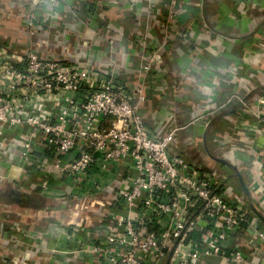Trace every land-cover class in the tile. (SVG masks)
Returning a JSON list of instances; mask_svg holds the SVG:
<instances>
[{"label": "built area", "instance_id": "2783aa9c", "mask_svg": "<svg viewBox=\"0 0 264 264\" xmlns=\"http://www.w3.org/2000/svg\"><path fill=\"white\" fill-rule=\"evenodd\" d=\"M47 1L54 12L59 1ZM125 1L133 9L139 0ZM30 5L22 22L28 38L38 27L33 9L40 1ZM161 6V29L176 39L178 0ZM157 62L154 52L140 68L150 73ZM144 101L143 87L129 88L113 69L102 73L0 43V171L23 192L52 188L62 193L55 200L65 208L72 203L98 211L92 230H83L92 251H58L64 257L87 264H207L212 257L220 264H251L240 232L251 235L252 250L263 254L264 230L242 228V205L220 188L216 175L170 151L174 132L157 136L147 128ZM256 104L260 134L264 98Z\"/></svg>", "mask_w": 264, "mask_h": 264}, {"label": "crops", "instance_id": "0c3cea01", "mask_svg": "<svg viewBox=\"0 0 264 264\" xmlns=\"http://www.w3.org/2000/svg\"><path fill=\"white\" fill-rule=\"evenodd\" d=\"M31 1L0 0L1 44L89 64L102 73L113 69L124 85L143 87L145 101L140 113L147 128L157 136L174 132L170 151L214 173L220 188L228 189L241 203L245 228L264 230V125L256 134L260 125L254 119L259 113L256 101L264 98V0H178L180 36L170 40L161 29L162 0H139L133 9L125 0H58L54 12L47 0H39L40 5L33 9L39 14L38 27L28 38L22 22ZM154 52L158 55L154 70L143 72L140 67ZM260 113L264 117V110ZM6 172L0 171V178ZM106 182L100 180L99 184ZM34 194L38 196L29 197L23 208L49 210L44 220L46 231L39 239L37 231L43 229L39 224H29L27 218L19 221L25 224L23 233L37 241L34 245L39 253L26 246L22 247L24 253L11 249L13 244L4 242L3 236H9L2 231L0 264H5L3 258L8 264H76L74 258L44 250L52 244L61 251L65 242L59 226L66 225L69 216L52 220L58 212L53 202L59 195ZM56 203L66 212L73 206L87 212L86 206L69 203L65 208ZM76 211L70 212V217ZM75 221L77 225L85 223ZM22 230L15 229L14 234L22 236ZM240 236L247 240L243 244L246 260L258 264L264 253L252 250L251 235L240 232ZM24 238L20 242L29 243ZM220 263L217 257L207 261Z\"/></svg>", "mask_w": 264, "mask_h": 264}, {"label": "rangeland", "instance_id": "374dc122", "mask_svg": "<svg viewBox=\"0 0 264 264\" xmlns=\"http://www.w3.org/2000/svg\"><path fill=\"white\" fill-rule=\"evenodd\" d=\"M26 12H28V11H26ZM24 18H25V16H24ZM23 28H24V30H26V28L24 26H23ZM7 179H9V177H7V175H5L4 177L2 176L0 178V186L1 187L7 185V183H8ZM4 180H6V181H4ZM53 184H55V183L53 182ZM15 188H14L15 191L18 192L20 195V199L28 200V202L31 200L29 197L35 198L36 196H38V195H35L34 193L40 192L41 194H44V191H42L41 189H34L33 188V190L31 192H28V193L25 192L24 193L23 191L18 189V187H15ZM54 188L60 192V189H58L57 187H54ZM52 191H53L52 188H49V193L54 195L55 197L57 195H59V196L62 195V193L54 194V192H52ZM43 197H44V195L42 196V198ZM3 200H4L3 196L1 195L0 202H2ZM4 202H5V200H4ZM18 205H20V206H18ZM23 207H25L23 203L16 205L14 201L12 202V204L7 203L6 205H3L0 203V235L2 234L1 232L4 231V235L6 234L9 236L8 239L5 236H3L4 240H5L4 242H6V244L8 243L10 245L13 244V246H11V249H13V250L21 251L22 253H24L25 250L22 249V247L26 246L28 249H30L31 252L39 253V249L34 245L32 238L28 237L27 235H25L23 233L22 229L25 227V224H24V222L22 223L19 220L27 218L29 224H33V225L39 224L38 225L39 229L43 228L42 230L37 231V236L39 237L40 235L42 236L44 231H46V224L47 223H45L46 221H44V220L48 218L47 217L48 215L46 214V212H48L49 210L45 211L43 209H39L40 206L27 207L29 209H26ZM44 209H45V207H44ZM56 210L58 211L57 213H59V212L66 213V210L57 209V207H56ZM57 213H55V214H57ZM56 219H57V216H54V218L52 219L53 222L56 221ZM18 221H19V223H22V226H20L19 228H16L17 224H19ZM68 221L69 222L66 223V225L59 226L60 228H62L61 232L64 233V237H65V242L63 244V248L61 249V251L77 252L79 249H82L83 247H85V249L88 250V252L92 251L93 240L88 239V238L85 239L84 238L85 233L83 232V230L85 229L84 226H88V228H90V231L92 230V228L89 227V223H87L86 225H84V224L83 225H77L76 221L74 219H70V218ZM40 224H42V225H40ZM15 229H16V231H19L21 229L22 230L21 233L24 236L23 235L19 236V235L14 234ZM28 230L29 229H27V231ZM21 237H25L30 244L26 243L25 241L23 243H21L20 241L23 240V239H21ZM13 240L16 242L13 243ZM89 240H91V241L89 242ZM16 246L20 247L21 249H18ZM3 248H6V247H3ZM44 250L49 252V253L60 251L57 249V246L55 247L52 244L51 245L48 244ZM55 260H57V259H55ZM55 260L53 262H55ZM2 261L5 264H8V259L3 258ZM79 262H80V264H87L85 261H80V260H77L76 264Z\"/></svg>", "mask_w": 264, "mask_h": 264}, {"label": "flooded vegetation", "instance_id": "af4514ba", "mask_svg": "<svg viewBox=\"0 0 264 264\" xmlns=\"http://www.w3.org/2000/svg\"><path fill=\"white\" fill-rule=\"evenodd\" d=\"M14 188L15 187L9 183H7L6 186H3V187L0 186V197L2 195L3 199L5 200V202H4V200L2 202H0L1 204H3V205H6L7 203L12 204L13 201L15 202V200H18L17 196H16L17 192L15 191L16 188L15 189ZM104 197H105V195H102L99 200H101V201L104 200ZM22 200L23 199H20V203L21 204L23 203L25 206L27 204L28 200H23V201ZM53 204H55V207H58L56 200L53 202ZM28 205H30V203ZM57 209H59V208H57ZM73 211H76V210H74V208H73V209H70L69 211H67L68 213L67 212L66 213L59 212L57 214L54 213V215L57 216V218L60 221L63 220L62 218H65V215H68L70 219H74V220L75 219H81V221L85 222L84 224L92 222V220H94L93 218H95L94 215L98 216V212L95 211L92 206H91V208H87V212L76 211L75 212L76 215L74 217H70L69 213L70 212L73 213ZM49 219H50V217H49Z\"/></svg>", "mask_w": 264, "mask_h": 264}, {"label": "water", "instance_id": "95a60500", "mask_svg": "<svg viewBox=\"0 0 264 264\" xmlns=\"http://www.w3.org/2000/svg\"><path fill=\"white\" fill-rule=\"evenodd\" d=\"M16 196H17V199H18V200H15V202L19 204V203H20V195H19L18 192L16 193Z\"/></svg>", "mask_w": 264, "mask_h": 264}, {"label": "trees", "instance_id": "16d2710c", "mask_svg": "<svg viewBox=\"0 0 264 264\" xmlns=\"http://www.w3.org/2000/svg\"><path fill=\"white\" fill-rule=\"evenodd\" d=\"M60 1H61V0H60ZM160 11H162V12H163V9L161 8V9H160ZM85 13H86V12H85ZM140 114H141V113H140ZM141 116H142V115H141ZM201 169H203V168H201ZM34 189H36V187H35V186H34ZM55 208H56V207H55ZM246 225H247V224H246V223H244L242 228H245V226H246Z\"/></svg>", "mask_w": 264, "mask_h": 264}]
</instances>
